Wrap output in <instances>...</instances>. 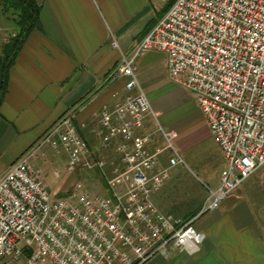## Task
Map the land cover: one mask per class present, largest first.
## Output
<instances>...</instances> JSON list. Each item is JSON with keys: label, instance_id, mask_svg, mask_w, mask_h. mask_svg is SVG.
Listing matches in <instances>:
<instances>
[{"label": "built area", "instance_id": "1", "mask_svg": "<svg viewBox=\"0 0 264 264\" xmlns=\"http://www.w3.org/2000/svg\"><path fill=\"white\" fill-rule=\"evenodd\" d=\"M146 52L165 56L169 79L190 93L225 161L217 188L188 220L153 203L183 160L173 145L176 131L157 122L147 130L152 111L133 67ZM129 57L114 72L126 79V96L100 113L97 135L112 157L91 160L77 112L69 110L0 175V262L147 264L174 252L194 254L204 240L195 220L264 166V0H175ZM154 134L162 145L151 150ZM46 145L67 153L69 170L97 168L106 195L75 184L51 198L31 163Z\"/></svg>", "mask_w": 264, "mask_h": 264}, {"label": "crops", "instance_id": "2", "mask_svg": "<svg viewBox=\"0 0 264 264\" xmlns=\"http://www.w3.org/2000/svg\"><path fill=\"white\" fill-rule=\"evenodd\" d=\"M33 1L40 6L41 30L29 35L10 68L0 105V128L8 133L16 126L17 130L23 129L35 119L32 124L39 128L30 140L39 139L60 116L75 110L76 128L92 157H112L111 149L101 148L97 135L100 113L126 96V79L112 72L120 64L122 54L129 56L151 29L154 19L147 20L148 15L143 13L148 0ZM133 67L138 79L143 71L159 70V75L168 77L166 58L160 52H146L136 58ZM178 87L172 83L158 92L159 97L173 98L171 105L165 106L159 97L147 99L153 113L146 122L149 133L155 131L156 122L176 131L174 148L182 158V88ZM161 145L159 135L154 134L149 148ZM217 150L222 159L215 164L216 187L225 167L222 153L218 147ZM163 159L162 165L166 157ZM173 188L167 179L152 197L156 208L171 216ZM263 189L262 183L257 186L255 181L245 180L221 202L229 205L227 212L233 213L238 224L223 228L219 214L195 225L198 219L194 228L206 237L199 253L188 256L174 252L167 259L155 257L148 264H264Z\"/></svg>", "mask_w": 264, "mask_h": 264}, {"label": "rangeland", "instance_id": "3", "mask_svg": "<svg viewBox=\"0 0 264 264\" xmlns=\"http://www.w3.org/2000/svg\"><path fill=\"white\" fill-rule=\"evenodd\" d=\"M174 1L175 0L147 1V7L144 9L143 13L148 15L147 20L154 19L151 28H153V26L165 15L166 11ZM16 34V29L10 18L0 13V57L5 44H7ZM129 56L122 54V57L126 59H129ZM119 65L120 64H118V66ZM118 66L113 70L112 75L117 74H114V72H116ZM158 73L159 70L153 72L143 71L138 79L139 76H136L134 70L136 79L140 82V89H142V93L146 95V99H149V101L150 99L158 98V92L164 87L171 86L173 83H171L167 79L168 77L164 76V74L160 73L159 75ZM116 76L120 77L119 75ZM113 77L114 76H111V78ZM178 88L181 87L179 86ZM159 98L162 99V103L165 104V106L171 105L174 100L173 98L164 99L162 96ZM149 105L151 107L150 103ZM151 113H153V111ZM34 120L35 119L29 120L27 124L22 126L23 129L18 127L17 130V126L16 128L13 127L8 133L4 132L3 127L0 128V175L8 170L11 162L13 163L17 160L28 148L33 146L39 140L38 138V140L36 138L30 140L39 128L37 124H32ZM43 135H45V133ZM165 154L168 155L169 152H166ZM94 159L96 160V158L91 160L94 161ZM221 159L222 157L210 136L209 129L205 124L201 113H199L195 105V101L191 98L190 93L182 88L183 165L171 169L167 175V179L170 183L174 184L172 193V216L177 218L182 217L188 220L194 217L195 213L198 214L204 206L208 191L214 190L216 187L217 181L214 169L215 164H219ZM31 163L39 170L47 191L53 199L68 193L73 189L75 184H80L82 188L87 190L91 195H106L104 182L99 170L97 168L86 169L83 167V164L77 165L73 170L67 169L68 156L61 147L54 150L48 145L44 146L41 151L37 153L36 158L32 160ZM249 180L255 181L257 186L259 183L264 185V166L246 179V181ZM256 190L258 191V188H256ZM222 204L219 205L217 210L200 215L195 220L196 222L199 219L198 222L196 224L194 222V224L197 225L200 222H203L204 219H208L210 216H215L216 214H219L221 218L219 225L223 226V228H226V224L231 226L234 222L238 224L239 220L233 215V213L227 212V210H229V205ZM237 239L240 241L242 240L241 237H237ZM204 240H206V237ZM201 246L198 252L186 255L193 256L199 253ZM0 264H26V260L24 257H20L17 261L8 258L1 261ZM36 264L51 263L38 262Z\"/></svg>", "mask_w": 264, "mask_h": 264}, {"label": "trees", "instance_id": "4", "mask_svg": "<svg viewBox=\"0 0 264 264\" xmlns=\"http://www.w3.org/2000/svg\"><path fill=\"white\" fill-rule=\"evenodd\" d=\"M0 11L2 15L10 18L17 33L5 44L0 57L1 105L7 89L9 71L15 57L29 35L34 31L41 30V25L39 19L40 6L33 0H0Z\"/></svg>", "mask_w": 264, "mask_h": 264}]
</instances>
